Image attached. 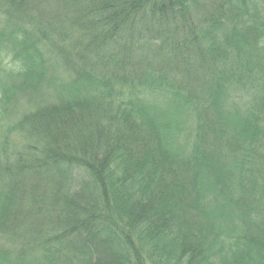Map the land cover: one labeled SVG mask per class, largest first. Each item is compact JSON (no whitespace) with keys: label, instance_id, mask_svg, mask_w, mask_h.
I'll list each match as a JSON object with an SVG mask.
<instances>
[{"label":"trees","instance_id":"1","mask_svg":"<svg viewBox=\"0 0 264 264\" xmlns=\"http://www.w3.org/2000/svg\"><path fill=\"white\" fill-rule=\"evenodd\" d=\"M0 264H264V0H0Z\"/></svg>","mask_w":264,"mask_h":264},{"label":"rangeland","instance_id":"2","mask_svg":"<svg viewBox=\"0 0 264 264\" xmlns=\"http://www.w3.org/2000/svg\"><path fill=\"white\" fill-rule=\"evenodd\" d=\"M26 108H27V105L25 104V102L22 103V105H20V107H19L18 110L16 111V114L13 115V117H14V118H18L17 116L20 115V114H22V113L25 111Z\"/></svg>","mask_w":264,"mask_h":264}]
</instances>
